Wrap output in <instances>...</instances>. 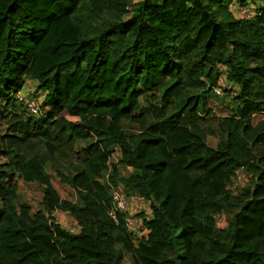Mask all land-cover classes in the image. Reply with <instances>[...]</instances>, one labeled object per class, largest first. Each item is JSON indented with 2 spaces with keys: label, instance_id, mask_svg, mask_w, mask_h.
<instances>
[{
  "label": "trees",
  "instance_id": "1",
  "mask_svg": "<svg viewBox=\"0 0 264 264\" xmlns=\"http://www.w3.org/2000/svg\"><path fill=\"white\" fill-rule=\"evenodd\" d=\"M260 2L142 0L126 20L133 0H0V99L13 107L27 80L36 82L46 112L30 126L51 156L85 158L71 179L60 174L80 206L60 198L49 163L13 155L18 170L3 183L11 199H0V264H123L114 239L130 233L126 215L119 224L109 216L119 185L128 198L150 202L141 264H264V148L256 154L249 145H264V122L256 129L252 116L264 111V88L255 93L264 63ZM245 7L252 18L239 16ZM222 72L223 92L238 106L229 114L238 119L212 147L197 130L210 119L201 107L219 98ZM162 79L198 90L197 101L168 117L164 133L160 123L149 126L141 104L143 95L163 102ZM122 121L140 132L125 133ZM102 136L112 149L88 143ZM240 168L254 187L234 196L227 185ZM21 182L42 187L38 210L20 203ZM234 206V222L218 230L216 218ZM56 212L80 231L70 233ZM196 251L205 254L193 262Z\"/></svg>",
  "mask_w": 264,
  "mask_h": 264
},
{
  "label": "rangeland",
  "instance_id": "2",
  "mask_svg": "<svg viewBox=\"0 0 264 264\" xmlns=\"http://www.w3.org/2000/svg\"><path fill=\"white\" fill-rule=\"evenodd\" d=\"M142 0H133V5L127 10L126 20L131 17L133 13V6L138 4ZM264 63L260 65L261 68L257 73V81L255 84V93L259 95L262 89L264 88ZM224 82L222 83V95L219 96L217 100L211 101L208 106L201 107V113L204 115L208 111L210 119L208 123H202L197 129L202 136H204L207 143L215 147L222 138L226 135L228 131L232 128V123L235 121V115L231 114L230 117L229 110L237 108L230 98L226 96L223 92L224 88H228L229 85L226 83L225 73L222 72ZM162 90L165 92V98L161 103H152L147 95L141 97V104L147 110L149 122L152 123L156 128L160 123V127L163 128L161 131H164L168 128L166 124L169 123L168 117L178 111L185 103H194L197 101L196 97L198 91L195 89L192 84L188 81H182L181 84H169V81L166 79L161 80ZM26 87L29 91L28 98H40L42 94H39L38 86L36 82L31 79L27 80ZM1 94V92H0ZM40 99L43 100L41 97ZM206 113V114H207ZM205 116V115H204ZM39 118L32 116L23 102H18L15 106H9L7 108L5 101L0 99V199L9 196V192L3 188V183L8 175L12 172L18 170L16 163L13 160V155L18 154L21 157L27 159L37 156L41 163H49L52 168L49 171V176L51 182L59 194L61 199H66L77 205H82V202L79 198L76 190L68 183H65L60 174H63L66 178L71 179L73 176V165H76L82 162L85 158L82 157L77 159L76 156L71 155L67 159H63L59 156H51L45 147V141L42 137L40 131H35L30 126V123H36ZM168 123H167V122ZM228 121V122H227ZM264 122V111L262 114H258L254 117V126ZM215 125L217 132H214L210 126ZM131 126L126 122H123V131L127 134L131 132ZM196 130V128H194ZM196 131V132H197ZM263 133H259V137H262ZM98 139L104 147L107 149H112L113 144L107 137H93L89 140L88 143L94 142ZM260 139V138H259ZM253 148L255 153H260L264 145L257 146L256 143H249ZM5 163V164H4ZM1 164H4L1 165ZM130 170L122 168V174L128 175ZM247 179L243 185H238L237 183H229L227 185L228 189L232 191L234 196H238L244 193L245 189H252L254 187V181L252 177L246 173ZM120 186V185H119ZM43 196V189L37 183L24 184L21 182V191H20V203H26L32 205L35 210L39 209V203ZM131 201V200H130ZM15 202V201H14ZM231 209V208H230ZM224 211V213L216 218V228L218 230H227L230 225L234 222L235 216L238 213V207L234 206V210ZM139 213H144L139 211ZM144 217H137L138 219V228L133 231V233H127L126 235H116L114 242L115 246L118 249H121L124 253V262L123 264H141L139 256L141 252V239L144 237L147 232L143 224ZM54 218L57 222L61 223L64 227L70 226L69 216L63 212H56ZM140 219V221H139ZM203 252L196 251L193 254L192 261L197 262L204 257Z\"/></svg>",
  "mask_w": 264,
  "mask_h": 264
},
{
  "label": "built area",
  "instance_id": "3",
  "mask_svg": "<svg viewBox=\"0 0 264 264\" xmlns=\"http://www.w3.org/2000/svg\"><path fill=\"white\" fill-rule=\"evenodd\" d=\"M260 7L264 9V0H261ZM239 16L242 18H252L254 13L250 7H245V9L240 10ZM222 66H220V70L222 71ZM224 82L223 75L219 78V87L215 89L217 95H222V83ZM19 101H22L27 109L29 110L30 114L35 117H41L46 112L42 108L43 100L40 98H28L25 96L23 91L18 93ZM247 176L246 172L243 168L237 169L235 172V179L234 182L238 185H243L246 182ZM132 204L130 199L127 197L124 187L118 186L113 187L111 190V208L109 211V216L113 219L116 224L120 223L119 217L120 215L125 214V225L128 231L132 232L138 228V220L135 217V214L131 213ZM70 233L77 234L80 231V228L75 221L73 224L71 223L70 226L65 227Z\"/></svg>",
  "mask_w": 264,
  "mask_h": 264
},
{
  "label": "crops",
  "instance_id": "4",
  "mask_svg": "<svg viewBox=\"0 0 264 264\" xmlns=\"http://www.w3.org/2000/svg\"><path fill=\"white\" fill-rule=\"evenodd\" d=\"M257 64H259V63H256V65ZM168 80H170V79H168ZM170 82H171V80H170ZM23 93L25 94V96L26 97H29L28 96V93H29V91H28V89H27V87L25 86V88H24V91H23ZM39 94H42L40 91H39ZM42 98H43V95H40ZM261 101H263L262 99H261ZM260 107H262V106H260ZM200 113H201V111H200ZM263 112H260V111H256L255 113H253L252 114V116L253 117H256L258 114H262ZM202 114V113H201ZM230 114H232V113H230ZM230 114H228L227 116L229 117L230 116ZM236 119H238V117H236ZM123 122H126L127 124H129L130 126H131V132H133L134 134H138L139 132H140V129H139V127L137 126V125H135V124H130L129 122H127V121H122V124H123ZM202 123H200L199 125H201ZM152 125V123H149V126H151ZM198 125V126H199ZM258 124H257V126H256V129L258 128ZM212 129H214V128H216V126L215 125H212V126H210ZM218 130H216V129H214V132H217ZM226 136V135H225ZM225 137H223L222 139H224ZM128 170H130V172L132 171V169H128ZM130 200H131V204H132V208H131V213L132 214H138L139 213V211H142V212H144V214H146V218H148L149 217V214L151 213V209H150V202L149 201H146V200H144V199H142V198H140V197H138V196H133V197H131V198H129ZM66 214V213H65ZM69 216V222H71L72 224L75 222V220L70 216V215H68ZM138 220V219H137ZM139 221H140V219H139ZM70 223V224H71ZM61 224V223H60ZM62 225V224H61ZM63 226V225H62ZM64 227V226H63ZM146 232L148 233V231L146 230ZM131 233H133V231L131 232Z\"/></svg>",
  "mask_w": 264,
  "mask_h": 264
}]
</instances>
